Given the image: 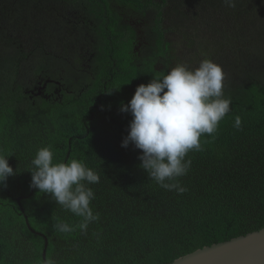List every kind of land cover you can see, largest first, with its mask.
<instances>
[{"label": "trees", "instance_id": "1", "mask_svg": "<svg viewBox=\"0 0 264 264\" xmlns=\"http://www.w3.org/2000/svg\"><path fill=\"white\" fill-rule=\"evenodd\" d=\"M234 2L0 0V154L16 172L0 186V264H170L264 229V0ZM205 58L226 74L231 110L188 153L178 194L149 179L141 150L121 147L132 116L120 106L153 76ZM47 146L54 162L100 176L86 232L29 186Z\"/></svg>", "mask_w": 264, "mask_h": 264}, {"label": "clouds", "instance_id": "2", "mask_svg": "<svg viewBox=\"0 0 264 264\" xmlns=\"http://www.w3.org/2000/svg\"><path fill=\"white\" fill-rule=\"evenodd\" d=\"M224 3L235 7L234 0ZM225 75L222 67L208 58L196 67L180 62L167 74L139 84L131 100L121 103L120 111L132 116L121 147L127 148L131 143L141 150L139 166L165 190L178 194L187 191L179 178L190 170L188 153L201 151L200 138L205 134L213 136L219 122L230 112L231 98L224 95ZM234 126L240 128L239 116ZM31 165L29 186L49 194L56 204L82 217L81 231L86 232L90 223L99 220V213L94 214L90 206L95 193L89 187L99 183L97 172L77 159L54 162L50 146L38 149ZM14 175L8 156L0 154V186L7 187L8 178ZM53 227L62 233L73 231L63 221Z\"/></svg>", "mask_w": 264, "mask_h": 264}, {"label": "water", "instance_id": "3", "mask_svg": "<svg viewBox=\"0 0 264 264\" xmlns=\"http://www.w3.org/2000/svg\"><path fill=\"white\" fill-rule=\"evenodd\" d=\"M45 250L46 244L43 259ZM170 264H264V229L203 247Z\"/></svg>", "mask_w": 264, "mask_h": 264}]
</instances>
